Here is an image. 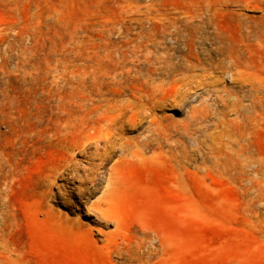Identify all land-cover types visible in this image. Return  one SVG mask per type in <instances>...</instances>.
<instances>
[{"label": "rangeland", "instance_id": "374dc122", "mask_svg": "<svg viewBox=\"0 0 264 264\" xmlns=\"http://www.w3.org/2000/svg\"><path fill=\"white\" fill-rule=\"evenodd\" d=\"M201 4L0 0V85L16 89L12 124L0 92V264H264V0L213 15ZM242 16L255 33H240ZM209 18L230 41L244 36L242 65L215 49ZM194 25L206 68L176 39ZM154 37L169 72L125 89L121 74L147 66ZM137 141L151 147L123 151ZM113 165L119 230L94 204ZM140 231L151 236L133 258Z\"/></svg>", "mask_w": 264, "mask_h": 264}, {"label": "bare ground", "instance_id": "6f19581e", "mask_svg": "<svg viewBox=\"0 0 264 264\" xmlns=\"http://www.w3.org/2000/svg\"><path fill=\"white\" fill-rule=\"evenodd\" d=\"M242 1V0H240ZM236 3L238 2V0H202V4L200 6V8L202 9H207L210 10L212 12V15L214 14L215 10L218 9L221 6H227L230 3ZM240 4V3H239ZM231 5V4H230ZM194 7V6H193ZM199 8V7H198ZM211 15V16H212ZM195 19V18H194ZM202 19V18H201ZM245 17L242 16V19L240 21V33L244 34V25L246 27V29H248L247 34L251 35L253 32H256V27H254L252 25L251 21H246L244 22ZM171 20V19H170ZM188 20V19H187ZM189 21H191L189 19ZM209 22H211V24L213 23L214 26H216L217 30H216V34H214V41L216 42V50L218 52H220L221 54L225 55L226 53L229 52L230 57L233 58L235 60L236 63H239L242 65V58H243V52H248L247 49H245V46L243 45V38H241L242 40H240V42H233L230 41V39H228L226 34H222V32H220V28L219 25L216 21H214L212 18H209ZM154 25V24H153ZM170 29V28H169ZM201 28L199 25H194V26H190L187 27V29H185L186 33L180 34L176 37L177 40H181V43L183 44V47L186 49V55L184 57L186 63L191 66L194 65L195 63L198 64L199 66L206 68V64H208L207 62V57L201 56V54L198 51V46H199V32H200ZM135 31V30H134ZM159 31V30H158ZM180 31V30H179ZM135 33V32H134ZM181 33V32H180ZM214 33V32H213ZM163 34V33H162ZM212 35V34H211ZM169 37V36H168ZM202 37V36H201ZM139 38V37H138ZM163 37L161 36V39ZM172 38V37H171ZM142 40V39H141ZM165 40V39H164ZM126 41V40H125ZM169 41V40H168ZM203 41V40H202ZM228 41V42H227ZM123 42V41H122ZM157 39L151 38V41L146 44L147 46V54L145 55V61L144 63H147L146 67L140 68L135 66V68H128V74H121V78H122V83L124 85V88L127 89V85L128 83H131V87L138 89L139 87H146V86H152L156 80V77L158 75H162L167 73V70L165 68V63L168 59H170L171 57V52H166V53H162L160 52V45ZM204 43V42H203ZM123 44V43H122ZM163 45V44H162ZM151 46V47H150ZM164 46V45H163ZM244 46V47H243ZM150 47V48H149ZM119 48V47H118ZM143 48V47H142ZM210 48V47H209ZM113 51V49H112ZM118 51V50H117ZM134 51V54H138L139 52H141L142 50L140 49V46H134V48L132 49V52ZM171 51V50H170ZM119 52V51H118ZM210 52V51H209ZM207 53V52H206ZM130 54V53H129ZM141 54V53H140ZM202 54H205L202 52ZM211 55V54H210ZM213 55V54H212ZM143 56V55H142ZM133 57V56H132ZM138 57V56H137ZM177 57V56H176ZM139 58V57H138ZM10 60V59H9ZM117 60V59H116ZM141 60V59H140ZM4 61V60H3ZM113 61V60H112ZM115 61V59H114ZM170 61V60H169ZM172 62V61H170ZM175 62V61H174ZM180 62V61H179ZM143 63V62H142ZM173 63V62H172ZM120 64V63H119ZM125 64V63H124ZM123 64V65H124ZM174 64V63H173ZM118 66V65H116ZM122 66V65H121ZM144 66V65H143ZM177 66V65H176ZM1 68V67H0ZM9 68V67H8ZM17 68V67H16ZM198 68V66H197ZM212 68V67H211ZM2 69V68H1ZM5 69V68H4ZM200 69V68H199ZM204 70V69H203ZM210 70V69H209ZM6 71V70H5ZM12 71V70H11ZM169 72V70H168ZM178 72V71H177ZM180 72V71H179ZM197 72V71H196ZM125 73V72H124ZM7 74V73H6ZM116 74V73H115ZM108 76V75H107ZM203 76V75H202ZM249 77V76H248ZM260 77V76H259ZM117 78V77H116ZM202 78V77H201ZM248 79V78H247ZM257 79V78H256ZM158 80V79H157ZM165 80V79H163ZM255 80V79H254ZM258 80V79H257ZM256 80V81H257ZM1 82V81H0ZM185 82H187L185 80ZM239 82V81H238ZM125 83V84H124ZM159 83V82H157ZM156 83V84H157ZM2 85H0V92L3 95V100L6 102V111H2V118H6L9 121V124L13 123V119L15 118V112L12 111L15 107H16V102H15V87L13 85V82L11 80L8 79V81H6V84L1 83ZM160 84V83H159ZM176 84V83H175ZM182 84V83H181ZM242 84V83H241ZM248 84V83H247ZM179 85V84H178ZM154 86V85H153ZM182 86V85H181ZM189 86V85H188ZM192 86V85H191ZM194 86V85H193ZM198 86V85H197ZM196 87V86H195ZM242 87V86H240ZM216 88V87H215ZM243 88V87H242ZM124 89V91H125ZM179 89V88H178ZM103 90V89H102ZM217 90V89H216ZM100 91V90H99ZM117 91V90H116ZM122 91V90H121ZM157 91V90H156ZM187 91V90H186ZM211 91V90H209ZM218 91V90H217ZM249 91H252V100L254 103H256L257 101H259V91L260 88L257 87L254 83L251 85V87H249ZM102 92V91H101ZM127 92V91H126ZM108 93V92H107ZM146 93V92H145ZM146 97L147 99H151V95L149 93H152V90H147ZM224 93V92H223ZM125 94V93H124ZM137 94H140L137 95ZM157 94V93H155ZM183 94V93H182ZM188 94V92H187ZM81 95V94H80ZM79 95V96H80ZM85 95V94H84ZM123 96V94H121ZM179 95V94H178ZM83 96V94H82ZM120 96V95H119ZM133 96L137 99H142V95L141 93H137L135 92L133 94ZM223 96V95H222ZM248 96V95H247ZM261 96V95H260ZM84 97V96H83ZM170 97V96H169ZM250 97V96H249ZM105 98V97H104ZM123 98V97H122ZM226 98V97H225ZM228 98V97H227ZM84 99V98H83ZM239 99V98H238ZM129 100V99H128ZM144 100V99H143ZM81 101V100H80ZM247 101V100H246ZM107 102V101H106ZM119 103V102H118ZM129 103V102H128ZM174 103V102H173ZM132 105V104H131ZM111 106V105H110ZM158 106V105H157ZM135 107V106H134ZM133 107V108H134ZM142 108V107H141ZM149 111V110H147ZM38 112V111H37ZM46 113V112H45ZM37 114V113H36ZM71 114V113H70ZM18 115V113H17ZM35 117V116H34ZM44 117V116H43ZM80 117V116H79ZM92 117V116H91ZM82 118V117H80ZM19 119V118H18ZM84 119V118H83ZM43 122V120H42ZM86 122V121H85ZM5 123V122H4ZM78 123V122H77ZM98 123V122H96ZM6 124V123H5ZM88 124V122H87ZM11 126V125H10ZM14 128V127H12ZM231 129V128H230ZM28 135V134H27ZM142 138V137H141ZM233 142V141H232ZM235 142H233L234 144ZM144 147H151L150 142H140L137 141L136 142V148H134V145L132 144H124L123 145V151L130 154V155H136L140 153V150ZM141 148V149H140ZM123 152V153H124ZM32 153V152H31ZM88 161V160H87ZM119 162V161H117ZM116 165V163H115ZM115 165L111 166L110 171L108 172L107 175V184L105 186V190H103V195L100 197V200L97 202H95V207L97 209V213L99 214L100 218L102 220H105L107 222H114L115 226H116V230H119L121 227V222H120V218L117 217L114 214L109 213V203L112 201V192L115 190L116 185H115V180H116V175L114 173L115 171ZM91 167V166H90ZM68 173L71 174V177L74 179L77 176V171L79 168L77 167H72L71 165H68ZM95 167L94 168H90V170L88 172H86V174H84V176H82V184H88L91 183L95 180ZM70 171V172H69ZM105 175V174H103ZM78 186V185H77ZM87 186L83 187V186H78V193L80 195H84V193L87 190ZM103 204H105V206H103ZM151 235H149L146 231H140L139 235L137 236V240H138V244H132L131 248L132 251L130 253V257H138L137 254V250L139 251L143 245L147 244L149 241ZM157 241V240H156ZM159 244H158V248L159 250L165 245L166 239L160 237L159 238ZM116 239L113 240L112 243H115ZM155 242V241H154ZM154 245V244H153ZM130 248V247H129ZM128 248V249H129ZM143 250V249H142Z\"/></svg>", "mask_w": 264, "mask_h": 264}]
</instances>
